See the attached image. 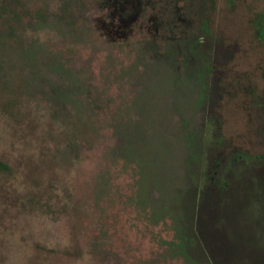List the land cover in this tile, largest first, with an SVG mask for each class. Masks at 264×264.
I'll return each instance as SVG.
<instances>
[{
	"label": "rangeland",
	"instance_id": "rangeland-1",
	"mask_svg": "<svg viewBox=\"0 0 264 264\" xmlns=\"http://www.w3.org/2000/svg\"><path fill=\"white\" fill-rule=\"evenodd\" d=\"M263 20L0 0V264H264Z\"/></svg>",
	"mask_w": 264,
	"mask_h": 264
},
{
	"label": "trees",
	"instance_id": "trees-1",
	"mask_svg": "<svg viewBox=\"0 0 264 264\" xmlns=\"http://www.w3.org/2000/svg\"><path fill=\"white\" fill-rule=\"evenodd\" d=\"M261 25H262V28H263V30H264V20L261 22ZM203 78H200V80H202ZM202 82H204V80H202ZM203 87V86H202ZM200 100H203V96H201L200 97ZM188 140H191V138H187ZM0 169H3V170H5L6 169V167H5V165H3V164H1L0 163Z\"/></svg>",
	"mask_w": 264,
	"mask_h": 264
}]
</instances>
